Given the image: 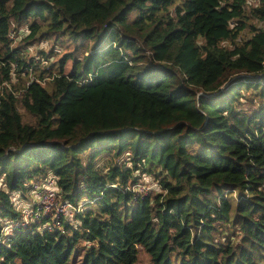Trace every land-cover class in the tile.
<instances>
[{
  "label": "trees",
  "instance_id": "16d2710c",
  "mask_svg": "<svg viewBox=\"0 0 264 264\" xmlns=\"http://www.w3.org/2000/svg\"><path fill=\"white\" fill-rule=\"evenodd\" d=\"M49 175L79 213L3 235ZM140 250L264 264V0H0V264Z\"/></svg>",
  "mask_w": 264,
  "mask_h": 264
},
{
  "label": "built area",
  "instance_id": "2783aa9c",
  "mask_svg": "<svg viewBox=\"0 0 264 264\" xmlns=\"http://www.w3.org/2000/svg\"><path fill=\"white\" fill-rule=\"evenodd\" d=\"M31 188L33 205L20 203L19 199L15 198V206L18 210L21 209V217L20 220L6 223L2 231L3 235H6L7 231L27 228L31 224H42L49 231L58 229V219H71L80 211V206L74 207L68 202L59 200L56 179L51 175L33 183Z\"/></svg>",
  "mask_w": 264,
  "mask_h": 264
},
{
  "label": "rangeland",
  "instance_id": "374dc122",
  "mask_svg": "<svg viewBox=\"0 0 264 264\" xmlns=\"http://www.w3.org/2000/svg\"><path fill=\"white\" fill-rule=\"evenodd\" d=\"M250 2L253 3L254 0H250ZM27 34H28L27 31H23V32L20 33L21 37H24ZM73 47H74V45L71 44L69 46L68 50H71ZM77 48H78V51H87L88 53H90V51L92 49V42L91 41L86 42L84 45L80 44V42H77ZM48 49H49V43H41L40 45L31 46L29 48V52L28 53H36L37 50H39V51L40 50L41 51H47ZM56 50L60 51L61 49H60L59 46H56ZM58 57H60V56L57 55V56L54 57V59L50 58L49 61H51V63H52L53 61L57 60ZM68 70H69V68L67 67L66 71H68ZM10 232L11 231H7V234L10 233ZM139 257L144 262V264H150L148 256L142 250H140V252H139Z\"/></svg>",
  "mask_w": 264,
  "mask_h": 264
}]
</instances>
